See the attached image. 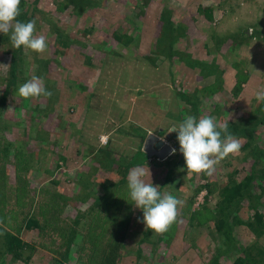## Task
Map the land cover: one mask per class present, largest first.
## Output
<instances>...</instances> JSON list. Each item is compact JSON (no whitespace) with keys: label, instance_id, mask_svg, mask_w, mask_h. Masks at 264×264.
I'll return each instance as SVG.
<instances>
[{"label":"rangeland","instance_id":"1","mask_svg":"<svg viewBox=\"0 0 264 264\" xmlns=\"http://www.w3.org/2000/svg\"><path fill=\"white\" fill-rule=\"evenodd\" d=\"M20 9L48 49H15L0 33V264H99L110 252L111 264H237L241 254L242 264H264V101L255 98L264 0H21ZM32 76L50 98L19 96ZM187 116L215 117L242 144L211 176L188 175L168 133ZM150 135L176 153L127 167ZM137 166L185 202L162 235L130 197ZM251 175L253 199L222 216V187ZM226 216L229 238L217 227ZM30 219L39 226L27 229ZM9 235L28 244L19 256L5 251Z\"/></svg>","mask_w":264,"mask_h":264},{"label":"clouds","instance_id":"2","mask_svg":"<svg viewBox=\"0 0 264 264\" xmlns=\"http://www.w3.org/2000/svg\"><path fill=\"white\" fill-rule=\"evenodd\" d=\"M20 4L21 0H0V33L8 35L11 32L10 39L15 49L23 46L43 54L48 49L46 37L35 34V20L25 23L17 19L21 14ZM18 94L25 99L50 98L53 95L45 88L43 79L37 76L20 85ZM255 98L258 102L264 101V89L256 91ZM171 132L177 133L179 151L184 156L188 175H213L217 165L230 155L238 154L242 147L241 142L228 132L227 124L211 116H201L198 120L195 116H187L182 123L168 130ZM175 153L173 148L172 154ZM149 173L150 170L142 166L131 169L127 176L128 188L132 201L143 211L141 222L146 229L162 235L179 222L180 209L185 202L168 192L162 194L159 186L145 179Z\"/></svg>","mask_w":264,"mask_h":264},{"label":"trees","instance_id":"3","mask_svg":"<svg viewBox=\"0 0 264 264\" xmlns=\"http://www.w3.org/2000/svg\"><path fill=\"white\" fill-rule=\"evenodd\" d=\"M165 28H166V30H169L170 28H171V30H173L172 29V23L171 24H166ZM165 32H169V31H165ZM116 37L120 39V36H119L118 32H116ZM11 145H12V142L8 141L7 146L3 147V153H4L3 155H5V156L9 155V153H10L9 152L10 151L9 148L11 147ZM19 149H20V152L22 154H30L31 153V152H27L26 150L23 151L22 148H19ZM259 155H260L261 158H263L264 157V150L260 151ZM148 157H149L148 153H144L143 151L138 150L136 155L132 156L131 160L127 164V167L129 165L133 166V165H137L139 163L140 164L144 163V162L147 161ZM4 158L6 159V157H4ZM254 179H255V177L251 175V176L245 177V179H243V180H241L239 182H236L235 180H233V181L230 182V184H227V185L222 187L221 192H220L221 193L220 194L221 198L219 200L220 202L218 203L219 204V211H221L220 214H222V216H225L226 214L228 216L231 213L232 208L236 207L238 205V203L242 199H245L246 197L253 199V193L250 190H251V187L254 185V182H253ZM100 184H101V182H100ZM102 185H104V184L102 183ZM103 187L106 188L105 185ZM204 187H206L207 189L209 188V190L212 191V187L213 186L211 184H209V185L204 186ZM210 191H209V193H210ZM227 216L224 217V218L222 217V219H219L217 227L221 231L223 230L222 232H225L227 234V237L229 238L232 235L230 233L231 229L230 228L224 229V227L225 228L226 227H230L229 226L230 219H228ZM255 220L259 221V223H261V224L263 223V215L260 212H258V211L255 214ZM246 225L248 227H256V226H258L255 223V221L252 222V220L248 221L246 223ZM35 226L36 227L39 226L38 225V221H36L35 219H30L28 221V223H27V227H28L27 229H29V230L32 229L33 230V228H36ZM7 241H6L7 242V246L5 248V251L11 252V253H15L17 256H19L23 252L24 248L26 246H28V244L26 242H24L18 236H12L11 237V235H9ZM111 253H113V252H110L107 257L101 259L99 261V264H111V262H112V260L110 259V254ZM245 256H246L245 254L239 255L238 258H237V264H242V263H244L245 260H248V257H245ZM247 264H251V263L248 261Z\"/></svg>","mask_w":264,"mask_h":264},{"label":"water","instance_id":"4","mask_svg":"<svg viewBox=\"0 0 264 264\" xmlns=\"http://www.w3.org/2000/svg\"><path fill=\"white\" fill-rule=\"evenodd\" d=\"M156 143L157 151L153 153L150 152L149 146ZM145 151L151 157L153 154L161 159H165L170 153H172V148L165 141L159 140L156 136L150 135L145 143Z\"/></svg>","mask_w":264,"mask_h":264},{"label":"flooded vegetation","instance_id":"5","mask_svg":"<svg viewBox=\"0 0 264 264\" xmlns=\"http://www.w3.org/2000/svg\"><path fill=\"white\" fill-rule=\"evenodd\" d=\"M154 147H155V144H154V143H153V145H150V146H149V150H150V152L153 153L154 151H157V150H155Z\"/></svg>","mask_w":264,"mask_h":264}]
</instances>
